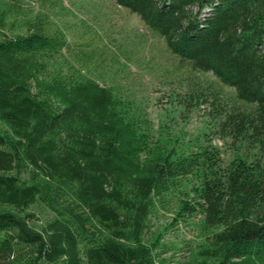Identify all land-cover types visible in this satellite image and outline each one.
<instances>
[{
    "label": "trees",
    "instance_id": "obj_1",
    "mask_svg": "<svg viewBox=\"0 0 264 264\" xmlns=\"http://www.w3.org/2000/svg\"><path fill=\"white\" fill-rule=\"evenodd\" d=\"M114 1L254 105L221 126L264 145V0ZM27 31L0 34V264H161L156 239L144 240L149 218L186 177L199 181L195 206L178 214L198 207L209 234L199 264H264V162L222 168L210 145L152 142L109 87L49 73L67 47L61 31Z\"/></svg>",
    "mask_w": 264,
    "mask_h": 264
},
{
    "label": "rangeland",
    "instance_id": "obj_2",
    "mask_svg": "<svg viewBox=\"0 0 264 264\" xmlns=\"http://www.w3.org/2000/svg\"><path fill=\"white\" fill-rule=\"evenodd\" d=\"M4 22L0 34L24 35L28 22L64 34L67 47L49 63L50 74L93 80L109 87L121 111L154 143L178 153L212 146L225 168L235 159L264 162V145L254 137H234L222 128L231 113L252 114L255 106L239 101L232 88L211 73L195 71L171 53L163 38L114 0H0ZM0 130L6 131L0 123ZM198 178L186 177L157 202L144 236L154 241L157 262L199 264L209 234L203 214L179 215L186 202L195 206L192 190ZM43 218L44 208L35 210Z\"/></svg>",
    "mask_w": 264,
    "mask_h": 264
}]
</instances>
